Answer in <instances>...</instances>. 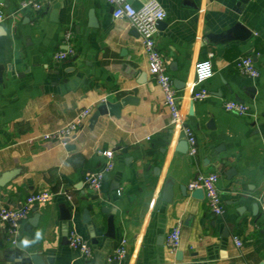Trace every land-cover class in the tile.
Returning <instances> with one entry per match:
<instances>
[{
    "label": "crops",
    "instance_id": "crops-1",
    "mask_svg": "<svg viewBox=\"0 0 264 264\" xmlns=\"http://www.w3.org/2000/svg\"><path fill=\"white\" fill-rule=\"evenodd\" d=\"M23 1L0 2L9 14L0 24V177L12 173L0 204L20 206L41 189L52 193L21 224L17 241L38 213L26 252L45 264H264V0H247L241 11L238 0H160L166 17L155 42L178 90L183 124L172 122L138 30L113 18L107 0H35L38 10L20 9ZM69 30L73 53L57 61ZM243 55L253 57L258 77L234 68ZM204 59L215 73L201 84L208 96L193 100L194 65ZM124 99L118 115H100L91 126L100 103ZM229 100L247 104L249 113L226 111ZM88 107L67 144L44 138ZM184 126L197 139L195 155ZM107 150L114 166L96 191L85 177L105 167ZM209 172L219 174L221 214L188 188ZM63 206L71 212L67 222ZM110 213L113 239L105 236ZM179 221L180 245L171 251L166 236ZM71 231L91 244V258L69 245ZM123 239L127 256L109 261ZM11 244L0 221V264H18L4 252Z\"/></svg>",
    "mask_w": 264,
    "mask_h": 264
},
{
    "label": "built area",
    "instance_id": "built-area-1",
    "mask_svg": "<svg viewBox=\"0 0 264 264\" xmlns=\"http://www.w3.org/2000/svg\"><path fill=\"white\" fill-rule=\"evenodd\" d=\"M138 5L128 0H107L112 7L113 18H126L134 26L142 39L144 49L148 57V69L151 75L160 86L164 103L170 111L171 119L174 124H183L180 107L178 90L173 83L172 77L167 72L165 59L158 50L155 42V35L158 31V22L165 19L166 11L163 8L160 0H137ZM33 7L38 10L42 4L35 0H24L20 9H27ZM13 13V12H12ZM11 13V14H12ZM7 12L0 10V24L8 16ZM66 48L57 51L54 55L55 60L62 61L73 53V46L71 45L73 33L69 30L64 36ZM234 68L251 78L259 76V69L256 66L253 57L250 55H243L238 57L234 63ZM213 63L210 59L199 60L194 65V80L191 86L195 87L191 94L193 100L205 99L209 92L201 86L203 82L214 75ZM223 108L228 112L237 113L239 115H247L249 113V106L237 100H229L223 103ZM91 108H84L76 117L65 125L55 129L54 131L44 134L45 139L57 141L62 145L67 144L68 138L74 134L84 120L91 114ZM184 134L189 143V153L195 155L197 153V139L193 130L188 127H183ZM107 158L105 167L102 170L94 171L86 175L85 183L93 190H100L103 185L105 172L112 169L114 166L113 157L114 152L107 150L102 152ZM219 174L217 172H209L198 175L188 185L190 191L196 188H201L204 191V197L211 211L215 214L223 212V201L221 198L220 188L218 185ZM52 193L49 190H37L29 193L20 206H7L0 204V221L6 224L7 235L12 244L17 241L20 234L21 224L28 217L31 208L36 204H44L50 201ZM182 222L179 221L177 225L167 234L166 246L171 251H175L180 245ZM69 245L78 251L83 257L91 258L94 254L91 244L77 234L71 231L68 235ZM240 245L241 242L237 241ZM127 256L126 240H122L108 257L109 261H121Z\"/></svg>",
    "mask_w": 264,
    "mask_h": 264
},
{
    "label": "water",
    "instance_id": "water-1",
    "mask_svg": "<svg viewBox=\"0 0 264 264\" xmlns=\"http://www.w3.org/2000/svg\"><path fill=\"white\" fill-rule=\"evenodd\" d=\"M129 2H132V0H128ZM247 0H238L237 2V7L238 11H241L243 4L246 3ZM0 2H3V0H0ZM161 24V21L158 22V25ZM240 27V26H238ZM247 34H245L246 36ZM176 86V85H175ZM249 90L254 91V88H249ZM125 103V99L121 100L116 103H111L109 101H103L97 106V109L93 113L90 123L91 126L97 121L98 117L100 115H104L107 113L110 114H119V108ZM213 124L212 121L210 122V125ZM180 146L182 149L181 151H184L188 144L187 141H181ZM69 147V146H68ZM232 171V170H230ZM229 173V172H228ZM12 176V173H6L2 177H0V187L3 186ZM192 196L198 199H201L204 197V191L201 188H196L192 191ZM91 209V207L89 208ZM89 209L84 210L83 214V219L86 222H89L91 220V215L89 213ZM33 210H36L33 209ZM102 212H107V208L102 207L101 208ZM61 212V220L64 222H67L68 220L71 219V212L69 211L68 208L65 206L61 207L60 209ZM39 219L38 213L34 214L32 217L28 219V224L25 227V234L21 238V240L16 241L14 244H11L8 248L5 249V253L7 255H11L13 259H16V262L18 264L24 263V264H45L44 261L41 260L40 255L36 253H27V240H28V234L31 232L32 227L37 225ZM105 236L108 237L109 239L115 238V226H114V213H110L108 219H107V231L105 233ZM163 241V235L159 237L158 242L161 243ZM64 242L67 243V237L64 238ZM177 257L180 259L181 258V253H177ZM263 264V263H261Z\"/></svg>",
    "mask_w": 264,
    "mask_h": 264
}]
</instances>
